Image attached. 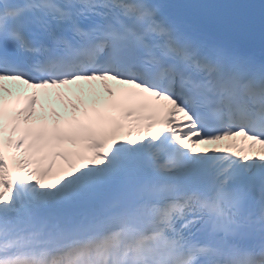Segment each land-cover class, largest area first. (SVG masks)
<instances>
[{
  "label": "snow or ice",
  "instance_id": "obj_1",
  "mask_svg": "<svg viewBox=\"0 0 264 264\" xmlns=\"http://www.w3.org/2000/svg\"><path fill=\"white\" fill-rule=\"evenodd\" d=\"M0 264H264V0H0Z\"/></svg>",
  "mask_w": 264,
  "mask_h": 264
},
{
  "label": "bare ground",
  "instance_id": "obj_2",
  "mask_svg": "<svg viewBox=\"0 0 264 264\" xmlns=\"http://www.w3.org/2000/svg\"><path fill=\"white\" fill-rule=\"evenodd\" d=\"M14 87L20 89V88L25 87V86H23V85H15ZM46 99L48 100L50 105L57 104V103L62 104V102H65V104H66V101L61 96H59V97H51L50 96V97H47ZM70 99L74 100V98H70ZM54 107H55V105H54Z\"/></svg>",
  "mask_w": 264,
  "mask_h": 264
}]
</instances>
